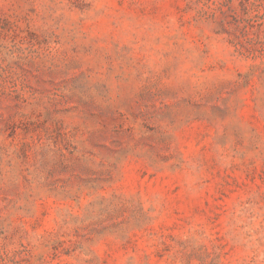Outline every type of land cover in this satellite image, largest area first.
Here are the masks:
<instances>
[{"label":"rangeland","instance_id":"1","mask_svg":"<svg viewBox=\"0 0 264 264\" xmlns=\"http://www.w3.org/2000/svg\"><path fill=\"white\" fill-rule=\"evenodd\" d=\"M0 264H264V0H0Z\"/></svg>","mask_w":264,"mask_h":264}]
</instances>
